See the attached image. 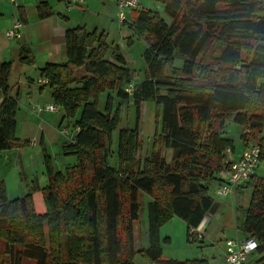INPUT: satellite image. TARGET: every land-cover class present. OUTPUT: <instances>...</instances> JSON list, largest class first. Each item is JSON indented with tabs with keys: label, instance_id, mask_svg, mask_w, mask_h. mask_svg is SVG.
Here are the masks:
<instances>
[{
	"label": "trees",
	"instance_id": "obj_1",
	"mask_svg": "<svg viewBox=\"0 0 264 264\" xmlns=\"http://www.w3.org/2000/svg\"><path fill=\"white\" fill-rule=\"evenodd\" d=\"M159 1L163 14L140 6L130 10L129 25L150 41L138 81L133 82L134 72L119 46L107 57L105 35L85 26L65 29V61L44 62L38 81L23 77L28 87H48L53 103L74 121L63 151L75 154L76 162L63 171L54 169L41 143L49 179L41 189L42 211L35 209L32 193L10 199L0 177V240L8 256L0 264H24L23 259L35 264H136L137 254L149 262L180 264L163 255L159 226L180 217L188 238L197 239L191 228L210 208L209 187L222 178L225 151L234 148L227 124H237L243 143L256 140L264 153V0ZM51 14L47 1L37 4L39 18ZM18 47L17 62L32 65L31 48ZM12 69V61H0V150L23 145L16 134V111L18 83L24 82L10 79ZM121 102L132 105L134 122L118 129L115 139ZM145 102L155 106L159 129L143 155ZM248 186L250 202L240 209L237 226L257 239L262 259L264 178ZM140 194L146 195L143 204ZM143 207L148 244L136 248L134 222Z\"/></svg>",
	"mask_w": 264,
	"mask_h": 264
},
{
	"label": "rangeland",
	"instance_id": "obj_2",
	"mask_svg": "<svg viewBox=\"0 0 264 264\" xmlns=\"http://www.w3.org/2000/svg\"><path fill=\"white\" fill-rule=\"evenodd\" d=\"M30 1L39 2L42 0ZM84 2L79 3L81 5L75 6L72 10L65 11V14L70 17L69 20L64 18L63 21L66 22L65 24H68L70 27L85 26L89 31L96 29L99 34L102 32L106 37L105 40L108 45L107 57L114 51L113 48L121 44L120 47L128 59V61L126 60L127 66L134 72L133 82L141 79L144 76L143 70L145 66L142 60V53L145 46L150 42L148 37L137 35L134 32V29L129 25L130 13L129 15L128 13L126 14L124 20L120 18L117 0H86L85 4ZM138 6L145 9L159 10L163 14L164 5L159 0H139ZM13 9L14 4L11 1L0 0V28L6 22L10 21L11 18L13 21L12 13H14V16H18ZM75 9H78L77 13ZM12 21L9 24H12ZM11 24L6 28L10 27ZM122 51L120 52L123 53ZM181 62L180 59L175 60L176 65H180ZM25 74L36 77V69L31 64L23 65L17 63L15 60L10 79L16 80L17 82H24V85L18 83V86L21 87L18 90V106L16 111L17 136L23 145L0 150V177L4 181L7 196L10 199L20 197L26 193H32L35 209L42 211L44 209V202L41 189L49 183V179L43 160L44 156L41 143L50 156V161L54 169L60 171L65 170L66 166L76 162L75 154L65 153L63 151L64 144L70 140L68 135L71 133L74 121L72 119L69 121L67 117H64L63 111L60 108L57 111L46 110L44 106L53 103L50 90L48 87H44V91L43 89L38 90L34 86V90L32 89V92H28L27 90L29 88L26 81L23 80ZM130 88L131 85H129L128 89ZM50 99L51 101H49ZM103 101L104 94L101 95V105H103ZM115 104L114 101L113 105ZM119 106L120 121L114 131L115 139H117L118 129L128 126L132 127L134 122V109L132 105L129 102H121ZM156 118L155 106L150 102L143 103L141 121L143 155L148 154L152 146V136L155 130L159 129ZM61 129H65L66 132L61 131ZM226 129L227 135L232 137L235 144L238 145L241 141L237 133L238 125L231 122L227 124ZM114 138L112 140V148L109 152L111 162L116 154ZM167 152H172V150L167 149ZM214 190L215 188L213 186L209 187V193L211 195L214 194ZM145 199L146 195H139L141 204H143ZM135 235L137 247L141 246V244H144L143 246H146L145 243L148 244L147 218L144 213V207L143 213H141V216L135 222L134 242ZM159 235L163 255L182 262L180 264H183L185 261L187 263L184 264L216 263L210 257L213 245L202 244L201 236L197 237L196 235L197 239L194 241L188 238L187 223L180 217L174 216L160 224ZM3 251V242L0 240V261L8 258ZM207 255L209 259L202 260V257L206 258ZM134 261L135 263L141 264H159L149 262L140 255H136ZM23 263L35 264V261L32 259H23Z\"/></svg>",
	"mask_w": 264,
	"mask_h": 264
},
{
	"label": "crops",
	"instance_id": "obj_3",
	"mask_svg": "<svg viewBox=\"0 0 264 264\" xmlns=\"http://www.w3.org/2000/svg\"><path fill=\"white\" fill-rule=\"evenodd\" d=\"M45 1L49 3L52 9V14L48 17L41 19L37 15V4L40 1L33 2L30 0H17V6L14 5L13 11L16 12V14L21 17L24 21L23 27L21 29V34L17 39L10 38L6 34V27L11 24H9V22L12 21V18L10 21L6 22L3 27L0 28V61L10 60L13 62L14 65L15 60L16 62L18 60V46L20 44L29 46L34 56V63L32 65L36 69L37 81L40 80L38 77V68L44 62H63L66 60L64 32L65 29L70 26L68 24H65L66 22L63 20L64 18H66L67 20H69L70 18L68 15L65 14V11L72 10L75 7L69 6L67 4V0ZM82 2H84L85 4L86 0L78 1V3ZM75 10V12L77 13L78 9ZM12 16L14 17V13H12ZM120 46L121 44L119 45V50L122 51ZM123 55L125 57V60L128 61L124 52ZM25 75L31 76L30 74ZM34 86L37 87L39 90V85L37 86L36 84L32 83V85L28 87L29 89L27 91L32 92V89L34 90L35 88ZM12 90L14 91L15 87ZM2 98L3 91L0 88V102ZM49 101H51V99ZM68 120L70 121V119ZM239 129L240 128L238 127V135H240ZM72 132L73 131L71 129V133ZM255 141L256 140L250 139L247 143L249 144ZM245 145L246 144L243 143L242 140L238 145L234 142V148L230 151H225V158L229 156H232L233 158H238L241 155ZM259 177L264 178V153L258 164L255 166L253 174L249 177V179L242 182L241 184L233 186L227 194L223 195L218 192V187L221 179L220 181L211 183L210 186H213L215 188L214 194L212 195L213 202L210 208L208 209L207 213L205 214L204 218L194 229V233L197 235V237L201 236V241H203L202 244L213 245V252H210V257L213 258L214 261H216V263L213 264H223L225 262V240L227 238L242 239L248 236L238 229L237 215L239 214L240 209L244 210L250 202L251 187L248 186V183ZM141 213H143V210H141ZM143 245L144 244H141V246L138 247L136 246L135 235V247H144ZM145 245L147 246V243H145ZM262 255V252L255 250L250 254V258L255 264H263L264 258H260ZM207 258L209 259L208 255L206 258L202 257V260L205 261Z\"/></svg>",
	"mask_w": 264,
	"mask_h": 264
},
{
	"label": "built area",
	"instance_id": "obj_4",
	"mask_svg": "<svg viewBox=\"0 0 264 264\" xmlns=\"http://www.w3.org/2000/svg\"><path fill=\"white\" fill-rule=\"evenodd\" d=\"M14 5H17V0H9ZM75 3L82 0H73ZM119 7V16L121 19L126 18V14L130 10L139 5V0H117ZM69 6H72L69 4ZM23 23L19 17L14 16L10 27L6 29V34L10 38H18L21 34ZM43 81H45L43 79ZM40 109V107H38ZM46 110L57 111L59 106L54 103H49L44 106ZM61 131L66 132L65 129ZM68 134V130H67ZM72 133L68 137H72ZM226 151H230L227 149ZM260 145L257 142H251L243 148L241 155L238 158L232 156L227 157V165L222 174V179L218 187L220 194H227L235 185L249 179L253 174L255 166L262 158ZM195 228H191L194 231ZM258 241L253 236H247L242 239L227 238L225 240V262L223 264H255L250 258V254L256 250Z\"/></svg>",
	"mask_w": 264,
	"mask_h": 264
},
{
	"label": "water",
	"instance_id": "obj_5",
	"mask_svg": "<svg viewBox=\"0 0 264 264\" xmlns=\"http://www.w3.org/2000/svg\"><path fill=\"white\" fill-rule=\"evenodd\" d=\"M222 179V178H221Z\"/></svg>",
	"mask_w": 264,
	"mask_h": 264
}]
</instances>
